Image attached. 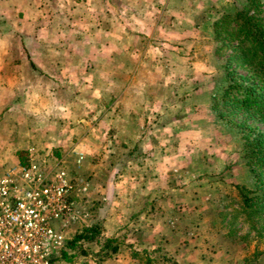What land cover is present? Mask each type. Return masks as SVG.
<instances>
[{
    "label": "crops",
    "instance_id": "crops-1",
    "mask_svg": "<svg viewBox=\"0 0 264 264\" xmlns=\"http://www.w3.org/2000/svg\"><path fill=\"white\" fill-rule=\"evenodd\" d=\"M6 1L25 5L28 0ZM85 1L92 4L94 0ZM97 1L93 3L102 5L103 13L95 28L88 30V37L92 36L94 43L89 40L79 46L67 44L59 49L37 44L34 54L33 47L21 44L22 38L18 35L20 42H17L15 50L20 59L12 58V52H7L4 61L0 60V129L6 132L0 138V164H8L9 168L20 163L18 151H27L30 156V142L41 133L46 137L45 141L48 137L53 140L45 142L53 153L60 155L62 146L68 148V153L72 152L66 155L67 158L70 155L74 162L71 176L79 175L80 178L83 177L82 162L87 160L89 153L98 151L99 168L102 165L111 168V164H115V168L118 164L121 166L122 155L118 158L111 152L125 146L132 148L141 142L144 150L149 148L154 152L161 148L166 156L165 164L162 163L164 167L155 172L157 165L154 168L149 164L151 152L147 154L148 169L143 171L141 178L155 183L163 177L164 184L160 190L135 187L132 197H137L136 192H140L143 200L156 197L161 200L162 197V202L167 203L171 175L167 177V131L183 130L188 126V118L198 115V112L185 108L183 116L169 120L168 101L179 99V103L188 100L199 103L205 96L201 104L204 112L207 110L210 94L204 82L201 78L193 79V74L190 78L186 73L187 69L190 73L192 70L199 72L202 67L198 62L185 61L181 54L189 50V44L191 46V39L199 27L197 17L201 13L208 15L215 11L208 17L211 23L212 17L218 13L215 6L219 3L215 0ZM6 34L12 39L14 32L11 30ZM77 84L81 85L78 91ZM77 100L84 102L78 114L74 108ZM33 130L37 131L35 136ZM51 132L53 135L47 136ZM129 153L133 154L134 150L130 149ZM130 164L134 167L137 162L133 160ZM3 165L0 166V174L7 169L2 171ZM89 166L95 170L98 164ZM106 167L103 172L100 169L103 180L111 172ZM126 168L118 167L116 176L122 177ZM105 181L112 184L109 187L113 190H119L112 196L113 190L108 187L110 198L116 200L124 195L121 179L112 183L106 177ZM142 209L132 204L126 212L136 210L139 214ZM117 218L119 223L116 225L122 230L133 220L132 217L126 219L121 213ZM132 244L136 247L139 242ZM124 252L113 258L122 256ZM108 260L101 264H108Z\"/></svg>",
    "mask_w": 264,
    "mask_h": 264
},
{
    "label": "rangeland",
    "instance_id": "rangeland-1",
    "mask_svg": "<svg viewBox=\"0 0 264 264\" xmlns=\"http://www.w3.org/2000/svg\"><path fill=\"white\" fill-rule=\"evenodd\" d=\"M95 1L97 0L93 2ZM206 1L209 0H203V2ZM93 2L88 4L85 0H28L25 5L19 2L10 4L6 0L0 2V60L4 61L7 52H12V58L20 59L19 53L15 50L17 42H20L17 40L18 35H21V44L33 47L34 54H36L34 47L39 46L37 44L59 49L67 44L79 46L89 40L94 43L93 37H88V30L95 28L100 22L103 13L101 7L103 6ZM215 2L219 3V6H215V9L219 10L210 22L224 10L243 6L242 0H215ZM220 6L221 8H218ZM24 12L26 16H24ZM211 14H215V11H212ZM211 14L201 13L197 17L199 27L196 28V34L191 39V46L189 44V50L185 54H181V56H185L183 58L185 61L200 63L199 66L202 67V70L199 72L192 70L193 72L190 73L187 69L186 73L190 78V74H193V79L201 78L208 94L218 87L223 78L220 66L221 56L214 53L215 43L211 38L208 18ZM11 30L14 32L12 39L6 34ZM19 31H22L21 33L24 35ZM97 85L99 84L97 83ZM78 89H81V85L77 84V91ZM204 98L199 103L189 100L179 103V99L168 101L170 106L167 108V119L169 120L183 116L185 108L198 112V115L188 118L186 125L189 127H183L181 132L175 129L167 131V177L171 174L168 183L169 191L167 190V203L162 202V197L161 200H158L159 197L149 201L143 200L141 198L143 195L140 192H136L137 197H132V189L135 187H142L145 190L153 189V187L155 190H160L163 187V177L155 183L141 178L143 171L148 169L149 160L147 157L149 155L147 154L150 152L149 164H153L154 168L157 165L155 172L164 167L166 156L161 148L154 152L149 148L144 150V146L140 142V144H134L132 148L125 146L122 149H115V153L111 152V155L118 158L122 155L123 159L120 160L121 166L119 164L115 168H113L115 164H111V168L105 166L107 169H111L106 177L110 178L112 183L119 179L122 180L124 195L118 197V201L110 198L108 190H113L112 187H109L112 184L109 185V182L105 181L106 177L105 180L101 179L100 169L103 172L105 167L102 165V168H99V153L94 151L89 153L87 160L82 162L83 177L80 178L87 183V189L76 197L77 205L83 212H87L88 216L85 220L75 223L74 232L82 223L100 219L104 235H122L124 231H128L127 243L139 242L140 245L138 244L136 247L150 250L164 247V250H159L151 255L154 262V259L162 258L164 264H235V261H241L243 255H251L255 248L259 251L263 249V245H257V238H254L246 250L242 251L241 246H238L236 251L233 249L229 251L225 242L223 243L219 237L218 232L227 224L229 217L221 220V216L216 214L220 210L231 211V203H234L235 198L232 183H249L252 174L240 153L241 140L237 128L217 118L215 112L208 106L204 112V106L202 107L201 104ZM83 103V101L77 100L74 105L75 113L81 112ZM189 114L192 113L189 112ZM250 121L249 123L252 122L264 131V124ZM190 123L194 129L191 128ZM36 132L33 130L34 136ZM5 134L6 132L0 129V138ZM48 134L47 136H52L53 132ZM45 138L40 133L35 140L30 142L29 149H33V156L50 166L58 162L65 167L68 173L74 172L75 168L72 166L74 162L69 158L70 155L68 158L66 156L71 151L68 153V148L64 149L62 146L63 151H59L60 155L56 156L51 149L45 146V142L53 140L48 137L45 141ZM75 141L74 139L73 144ZM130 149L134 150L133 154L129 153ZM127 151L132 156L128 155ZM132 157L137 162L134 167H131L130 164L133 161L130 160ZM91 163L98 164L94 167L95 170L89 168ZM2 165L1 163L0 166ZM8 166V164H4L2 171ZM127 166L129 168H126ZM118 167L126 168L122 172L124 175L119 178L116 176ZM118 191L113 190L111 195H117ZM157 193H161V191ZM128 203H132L138 208L146 206L147 211L133 217L136 210H130L131 212L127 213L126 209L132 205ZM118 205H121L119 208L122 212H119L120 209L117 211ZM118 213H121L126 219L128 217L133 219L130 220L126 230L118 229L119 227L116 225L119 223ZM234 224L241 228L240 233L248 230V226L240 219L236 220ZM74 232H70L69 237ZM91 250L95 251L93 245ZM129 253L126 250L122 256L108 260V264H144L137 258L130 257ZM257 261L259 264H264V255L259 256ZM75 264L96 263L91 258H83Z\"/></svg>",
    "mask_w": 264,
    "mask_h": 264
},
{
    "label": "trees",
    "instance_id": "trees-1",
    "mask_svg": "<svg viewBox=\"0 0 264 264\" xmlns=\"http://www.w3.org/2000/svg\"><path fill=\"white\" fill-rule=\"evenodd\" d=\"M242 1L243 6L224 10L210 23L214 53L221 56L223 78L210 92L208 107L221 121L237 128L240 153L252 174L249 183H232L234 203L231 211L217 212L221 220L229 217L218 234L229 251H236L238 246L244 251L257 238V245L262 244L263 249L255 248L251 255H243L235 264H259V256L264 255V131L251 121L264 124V0ZM54 154L59 156L57 152ZM17 157L22 164L29 160L27 151H18ZM143 211H147L146 206ZM238 219L248 226L246 232L240 233L241 228L235 226ZM127 232L104 235L100 219L82 223L65 240L51 264H75L83 258L100 264L124 250L141 263L164 264L162 258L154 259L155 262L151 259L153 253L164 247L154 250L133 247L134 244L126 242ZM92 245L95 251L91 250Z\"/></svg>",
    "mask_w": 264,
    "mask_h": 264
},
{
    "label": "built area",
    "instance_id": "built-area-1",
    "mask_svg": "<svg viewBox=\"0 0 264 264\" xmlns=\"http://www.w3.org/2000/svg\"><path fill=\"white\" fill-rule=\"evenodd\" d=\"M32 150L27 163L0 174V264H51L88 216L76 202L87 183L58 162H40Z\"/></svg>",
    "mask_w": 264,
    "mask_h": 264
}]
</instances>
